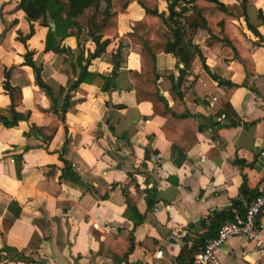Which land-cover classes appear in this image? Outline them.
Returning a JSON list of instances; mask_svg holds the SVG:
<instances>
[{"label": "crops", "instance_id": "1", "mask_svg": "<svg viewBox=\"0 0 264 264\" xmlns=\"http://www.w3.org/2000/svg\"><path fill=\"white\" fill-rule=\"evenodd\" d=\"M18 1L0 0V16L16 20L9 48L0 44V114L10 115L13 109L24 115L13 127L0 123V249L4 220L11 221L5 242L13 249L0 252V264H186L195 233L206 231L201 219L208 224L214 211L234 203L242 206L264 189V41L247 26L264 40L260 18L264 1L246 7L247 21L239 18L230 23L252 54L251 75L230 46L212 39L204 29L190 32L202 58L193 56L181 91L195 122L207 127L196 133L198 141L181 164L175 163L171 142L161 129L164 118L154 114L151 102L136 100L129 77V70L140 69L141 48L129 38L144 16L138 3L132 1L118 12L117 36H109L105 51L87 65L90 72L109 75L118 51L116 87L102 91L82 82V91H69L78 72L75 57L80 52L86 57L95 49L87 29L80 33L72 29L61 41L73 56L45 51L47 27L40 20L32 22L33 34L25 42L20 39L29 32L30 23L17 8ZM167 5V0H158V9L165 14ZM3 29L0 19V34ZM155 31L172 39L160 19ZM27 51L57 99L56 111L25 64ZM204 64L210 75L238 85L229 103L244 124L209 125L227 122L223 115H210V106L226 88L210 75L213 89L201 80ZM181 67L170 53L156 55L157 86L165 99L170 77L177 78ZM5 71L14 88L11 94L3 87ZM66 94L69 105L62 121L60 107ZM61 154L81 173L86 187L61 177ZM153 184L158 190L156 203L147 210L145 188ZM127 201L145 214L141 223L134 225L137 216L127 209ZM259 221L264 240V212ZM107 239L133 241L127 262L115 260ZM254 251L255 243L243 236L230 237L217 249L221 264H245L244 257Z\"/></svg>", "mask_w": 264, "mask_h": 264}, {"label": "trees", "instance_id": "2", "mask_svg": "<svg viewBox=\"0 0 264 264\" xmlns=\"http://www.w3.org/2000/svg\"><path fill=\"white\" fill-rule=\"evenodd\" d=\"M132 1H136L144 10V16L133 26L132 32L129 34L131 42L139 45L141 48L139 53L140 69L129 70V77L134 83L136 100L138 102H151L154 114L164 118L165 121L161 129L165 138L171 142L172 152L175 155V163L181 164L187 152L198 141L196 133L207 127L204 124L195 122L194 117L187 108L184 94L181 91L183 75L185 70L190 66L193 56L198 54L202 58L200 50L191 43L189 34L193 29H204L212 39L230 46L234 57L241 62L245 71L250 75L253 74L255 69L252 54L234 34L230 23L239 18L247 21L246 7L253 4L256 0H240L230 4H226L220 0H183L185 4L179 10L175 9L178 0H167V14L159 11L158 0H19L17 8L24 12L26 20L30 23L29 32L24 37L21 36L20 39L25 42V39L33 34L32 22L40 20L41 24L47 27L44 43L45 51L64 52L69 56H73L72 50L62 46L61 41L70 35L72 29L77 33H80L82 29H87L88 35L95 44V49L93 52H89L86 57H83V52H80L75 57V65L78 66V72L76 79L68 90L82 91L79 88V84L86 82L99 87L102 91H108L116 87L114 78L119 68V61L117 60L118 51L113 54V69L109 75L90 72L87 69V65L92 59L105 51L110 42L109 36H117L118 12L125 9ZM260 18L263 20L264 25V10L260 12ZM0 19L4 25V29L0 34V44L7 49L9 48L8 41L10 35L16 26V20L9 21L2 16H0ZM159 19L166 25L172 39L163 33L155 31V25ZM51 22L55 24L54 31L49 26ZM247 26L261 41H264L255 28L249 24ZM103 36L108 37L103 38ZM160 52L172 54L179 63L183 64V67L179 68L178 77H170L172 85L168 89L167 99L160 94L157 86L156 55ZM31 54L28 51L25 53V64L32 68L35 84L50 98L56 111L57 99L53 97L50 87L43 81L41 68L34 63ZM207 75H210V72L204 64L203 71L199 74V77L213 89L214 87ZM210 76L219 85H224L226 88L224 94L217 98L210 106V115H223L227 122L222 125L218 122L210 121L209 125L235 127L244 124L237 118L235 111L229 103V99L238 85L222 80L216 74H211ZM3 87L10 94L14 90L9 84L8 72L6 71ZM68 100L69 96L66 94L60 107L62 121H64V114L69 105ZM203 103L209 106L207 101H203ZM23 118V114L12 109L10 115L0 114V123L7 127H13ZM66 146L67 140L63 145V152L66 150ZM59 158L63 162L61 177L69 179L82 187H86L81 173L74 168L72 162L62 154ZM20 160L21 156L17 157L18 172L20 170ZM157 193L156 184H153L150 188H145L144 199L147 210L154 208ZM238 206L241 205L234 203L229 208L214 211L208 218V224L205 219H201V225L206 227V231L201 234L195 233V237L192 239L193 246L190 250L188 262L192 260L194 254L202 250L206 240L216 236L219 226L224 221L233 218L232 207ZM128 208L137 216L134 225L144 220L145 214H139L136 207L131 206L127 201ZM10 225L11 221H3V232L1 234L3 247L0 249V252L2 250L13 251L5 242L6 232ZM107 241L112 246L115 260L117 262H127L128 255L134 248L133 241L122 242L120 239L118 241L107 239Z\"/></svg>", "mask_w": 264, "mask_h": 264}, {"label": "built area", "instance_id": "3", "mask_svg": "<svg viewBox=\"0 0 264 264\" xmlns=\"http://www.w3.org/2000/svg\"><path fill=\"white\" fill-rule=\"evenodd\" d=\"M263 212L264 189L254 194L244 205L232 207L233 218L224 221L216 236L206 240L202 250L186 264H221L217 249L228 238L236 236H243L255 243L254 255L244 257L245 264H261L264 260V240L261 238L259 217Z\"/></svg>", "mask_w": 264, "mask_h": 264}, {"label": "water", "instance_id": "4", "mask_svg": "<svg viewBox=\"0 0 264 264\" xmlns=\"http://www.w3.org/2000/svg\"><path fill=\"white\" fill-rule=\"evenodd\" d=\"M49 26H50V28H51L52 31L55 30V24H54L53 22H51V23L49 24Z\"/></svg>", "mask_w": 264, "mask_h": 264}, {"label": "rangeland", "instance_id": "5", "mask_svg": "<svg viewBox=\"0 0 264 264\" xmlns=\"http://www.w3.org/2000/svg\"><path fill=\"white\" fill-rule=\"evenodd\" d=\"M173 1V0H172ZM183 2V0H178L177 1V3H176V5L178 6V8H179V6H181V3Z\"/></svg>", "mask_w": 264, "mask_h": 264}]
</instances>
